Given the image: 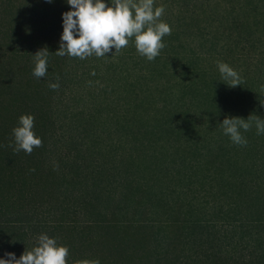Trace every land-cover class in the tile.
I'll list each match as a JSON object with an SVG mask.
<instances>
[{"label": "trees", "instance_id": "16d2710c", "mask_svg": "<svg viewBox=\"0 0 264 264\" xmlns=\"http://www.w3.org/2000/svg\"><path fill=\"white\" fill-rule=\"evenodd\" d=\"M224 1L173 0L161 54L150 62L131 52L116 65L109 54L55 55L62 14L73 10L66 0H0L1 85L34 90L0 87V259H18L47 234L69 248L67 264H264V135L253 123L241 130L242 147L220 126L226 117L264 119V0ZM43 48L48 74L37 79L33 55ZM138 58L146 69L128 84L135 95L124 121L120 98L98 104L96 114L80 110L74 92L96 80L98 66L115 72L113 65ZM217 61L239 73L240 86L227 85ZM57 77L54 91L48 85ZM107 113L114 146L106 142ZM21 115L35 117L43 140L31 155L13 151ZM44 173L59 186L57 204L24 207Z\"/></svg>", "mask_w": 264, "mask_h": 264}, {"label": "clouds", "instance_id": "9594fccd", "mask_svg": "<svg viewBox=\"0 0 264 264\" xmlns=\"http://www.w3.org/2000/svg\"><path fill=\"white\" fill-rule=\"evenodd\" d=\"M52 3L53 0H45ZM70 11L62 14L63 33L60 38L59 50L55 55L85 60L95 56L107 57L115 49L113 55L120 53L129 46L134 38L138 55L148 61H154L165 48L163 38L171 35V27L163 22L165 13L163 5L155 6V0H110L111 6L104 0H66ZM47 48L38 50L34 57L35 67L32 75L42 79L48 74ZM217 68L229 87H237L242 79L237 71L227 63L217 61ZM94 74V73H93ZM56 83H49V88L58 91L59 77ZM253 123L256 134L264 135V119L250 115L247 120L238 117H226L222 124L223 133L230 137L233 144L247 146L243 132L249 131ZM35 117L21 115L18 126L13 128L15 147L13 151H23L31 155L37 148L43 147L42 138L34 131ZM10 147L12 145H9ZM58 164L54 163V170ZM34 171V170H33ZM6 258L0 259V264H67L70 250L58 244L56 238L47 234L37 237L36 245L31 250H25L17 259L14 253H6ZM77 264H100L99 260H81Z\"/></svg>", "mask_w": 264, "mask_h": 264}, {"label": "rangeland", "instance_id": "374dc122", "mask_svg": "<svg viewBox=\"0 0 264 264\" xmlns=\"http://www.w3.org/2000/svg\"><path fill=\"white\" fill-rule=\"evenodd\" d=\"M173 0H155V2H157L159 5H163L165 7V13L162 17V19L164 20H168L171 17V2ZM175 1V0H174ZM221 3H224V0H219ZM196 2V1H195ZM106 4H108L109 6H111V3L109 2H105ZM163 3V4H162ZM166 3V4H165ZM174 20V19H173ZM1 41V40H0ZM3 41H6L3 40ZM2 41V42H3ZM192 48L193 49H197L200 51V45L198 43H192ZM135 46H131L129 44L128 47H126L125 49H123L120 53L115 54L113 57V61L116 65H118V61L116 60V57H122L125 56L126 54L130 55L131 52H135L133 55V57L135 56H139L137 51H135ZM202 50V49H201ZM8 51V49H7ZM115 49H112V52L109 53V56H112V54H114ZM131 55V56H132ZM168 57H170L172 59L173 55L171 54H167ZM171 55V56H170ZM134 60V59H133ZM139 61L138 64L134 65V64H126V63H120L119 67H115L113 64V67L115 69V72L113 71H108L107 67L102 66L101 68L98 66L97 68H99L98 71H93L94 74H92L93 78H96V80H92L90 79L88 81V84L86 82H82L81 85L77 86V89L75 90L74 93H76V97L78 99V102L81 100L83 101L79 106L81 111H87L89 113H95L96 111L95 109L97 108L98 104H102L106 101H108L109 99H116V98H120L121 101V106L123 107L122 111H123V117L122 120L124 121V118L126 116H128L129 112L126 111V108L129 109L130 107V103L132 102L131 100H129L131 97H133L134 95H131L130 93L127 92V87L128 84H130V81L133 80H137V73L139 68L142 69H146L144 67V64L142 63V59L138 58L137 59ZM130 60H126V62H128ZM5 62V61H4ZM7 62V61H6ZM12 62V61H11ZM3 63L2 58H0V64ZM170 63H172V65H175V63L172 61H170ZM137 66L136 68V72H131L129 69H133V67ZM172 69V66H171ZM125 79L127 80L125 82ZM1 78H0V85H1ZM15 83V82H13ZM115 87L116 89H119V97H116L117 95L110 93L113 87ZM2 89V92H7V91H12L13 92V88H16L15 91H20L22 93H28L29 96H32V93H34V90H29L27 87L24 86H15L13 87L10 86L9 88L7 87V84L5 85V87H3V85L0 86ZM137 88L139 90L140 86L137 85ZM106 91V92H105ZM109 91V94H108ZM105 93L107 95H105ZM3 94V95H4ZM0 95L4 100V96L1 94L0 91ZM142 97L141 95H139L138 98ZM109 98V99H108ZM108 99V100H107ZM126 100H128V104L126 103ZM120 106V107H121ZM110 116V117H109ZM113 115L112 114H105L106 118V122H107V126H105V132L108 129H111L113 132V135L111 136L110 139H106L107 144H112V146H114L115 144L117 145L118 141H117V135L115 134V125L113 123ZM110 119V120H109ZM109 122V123H108ZM124 122H122L121 124H123ZM100 128H98L99 130ZM101 130L99 131V134H101ZM105 137L107 138V133H105ZM139 141L136 142V144H138ZM127 148H131L132 145H134L133 141H130L126 144H124ZM42 163L46 166V160L43 159ZM54 175V174H53ZM50 178L51 182L49 184H46L45 179ZM37 191H32L29 192L26 196H25V201H24V207H34V206H50V205H54L57 204V195L59 193V186L57 185L56 181H55V177L53 176H49L47 173H44L43 176L40 177V182L38 185V196L35 193ZM12 201L13 200H17L18 198L16 197H11ZM9 203L10 201H2V204H6Z\"/></svg>", "mask_w": 264, "mask_h": 264}]
</instances>
